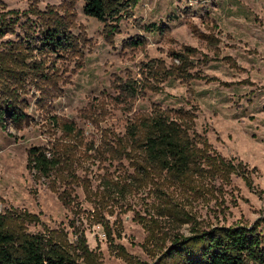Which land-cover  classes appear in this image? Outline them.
Here are the masks:
<instances>
[{"label":"rangeland","instance_id":"1","mask_svg":"<svg viewBox=\"0 0 264 264\" xmlns=\"http://www.w3.org/2000/svg\"><path fill=\"white\" fill-rule=\"evenodd\" d=\"M64 1L0 0V13L36 3L44 10ZM83 4H73L74 50L38 56L50 67V83L39 78L19 89L27 122L17 128L6 114L5 127L0 125V212L14 226L24 214L37 215L39 222L23 223L29 233L49 229L74 240L76 227L100 264H129L88 216L92 203L81 186L71 196L72 206L63 204L66 161L42 176L28 169V150L39 146L60 155L74 145L78 174L95 189L104 177L126 180L124 173L133 170L128 161H104L86 142L99 147L105 138L124 136L140 116L184 107L195 110L198 135L230 162V173L224 181L205 168L183 180L163 173L133 187L126 200L110 199L113 214L106 212L107 218L112 224L118 217L122 227L115 243L125 247L133 264H171L157 259L174 235L264 219V0H137L111 21L118 25L114 33L85 15ZM24 32L16 27L0 42ZM137 36L142 46L124 45ZM184 47L196 50L188 79L167 74L176 71L174 53ZM149 64L156 70L150 72Z\"/></svg>","mask_w":264,"mask_h":264},{"label":"trees","instance_id":"2","mask_svg":"<svg viewBox=\"0 0 264 264\" xmlns=\"http://www.w3.org/2000/svg\"><path fill=\"white\" fill-rule=\"evenodd\" d=\"M76 1L80 0H65L58 6L47 5L44 10L37 7L36 3L25 10L9 9L0 13V39L15 33L16 27H20L22 32L24 28L29 30L16 35V39L0 42L1 126L5 127L3 120L6 114L11 116L17 128H21L28 120L21 107L23 102H18L19 89L24 90L27 82L34 83L39 78L43 83H50L47 73L50 67L47 69L46 59L38 56H58L74 50L77 40L71 28L74 25L73 4ZM81 1L84 3L83 13L112 28V33L118 25L111 21H118L123 12L137 3V0ZM143 44L144 40L140 36L124 42L128 47ZM195 53L196 50L191 47H184L183 52H175L174 57L178 58L180 64L176 71L167 74L186 79L192 77L188 72L192 67L189 57ZM155 66L149 64V71L156 70ZM162 69L158 66V70ZM14 84L17 87H11ZM130 90L135 89L130 87ZM196 117L192 108L156 111L138 117L135 123L127 126L122 137L113 140L105 138L99 147H95L93 141L85 143L87 150L93 149L96 156H104V161H117L120 164L128 161L133 171L124 173L128 177L126 180H122V175L114 180L104 177L93 189L89 180L79 176L76 158H71L76 153L74 145L65 146L60 155L32 146L28 150L27 167L39 175L49 176L64 159V164H68L66 172L69 178L65 179L67 189L60 195L63 204L72 206L71 196L76 187L81 186L86 198L92 203V211L88 216L101 226L109 246L129 264H133V257L126 252L125 247L115 243V239L121 237L122 227L118 217L112 224L107 218L106 212L111 216L113 214L111 200H126L133 187L147 185L154 176L163 173L174 180H183L205 168L211 178L217 177L224 181L231 171L230 162L220 157L198 135ZM68 128L72 130V127ZM80 141H84L82 136ZM69 191L71 193L68 195ZM15 220L19 222L16 226L6 214L0 212V264H100V256L88 246L84 231H79L74 225L75 239L70 240L67 233L62 235L49 229L38 233L27 232L23 228L24 221L37 223L40 220L37 215L24 214ZM261 225L264 227V219L252 226H214L196 231L189 237L174 235L157 262L165 259V263L171 264H264V229H259Z\"/></svg>","mask_w":264,"mask_h":264}]
</instances>
